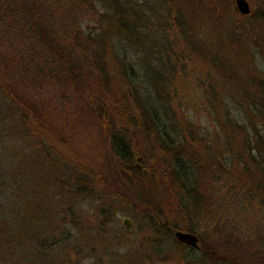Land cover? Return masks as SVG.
<instances>
[{
    "label": "trees",
    "instance_id": "obj_1",
    "mask_svg": "<svg viewBox=\"0 0 264 264\" xmlns=\"http://www.w3.org/2000/svg\"><path fill=\"white\" fill-rule=\"evenodd\" d=\"M165 1L169 2L165 12L174 13L176 37L205 35L209 43L202 49L208 50V60L221 75L233 78L234 84L224 89L233 104L216 92L210 82L213 76L205 87L207 98H216L211 111L216 115L215 128L222 133L218 143L223 141V147L218 153L215 145L193 135L195 130L184 115L176 122L179 116L175 114L169 123V129H178L180 135L173 139L166 133V125L135 81L130 62L121 47L114 45L124 39L134 46L143 36L119 0H0L3 42H16L10 48L6 42L0 46V94L6 100L5 111L13 113L15 138L21 141L20 145H9L5 138L0 142V264H81L84 259L78 255L85 244L108 243L102 235L109 219L101 208L100 220L80 222L76 207L94 191L103 193L112 185L118 187L114 195L119 200L126 204L138 200L152 218L146 228L151 237L143 252L127 254L118 264H140L142 257L150 260L162 252L153 246L165 249L167 243L173 254L183 250L200 253L197 261L187 260L188 264H264V240L240 242L230 232L217 241L203 237L211 202L220 207L213 189L220 177L225 187L220 198L226 211L234 203L240 210L235 216L249 221L248 213H256L257 207L264 209V67L259 69L254 60L255 53L264 61V2L242 16L230 8L229 0ZM87 11L89 17L96 15L95 32L84 33L80 26ZM184 23L188 28L182 27ZM15 30L26 33L25 44L21 41L18 46ZM178 47L179 57L185 50ZM193 47L188 46V51ZM220 47H227L228 53L218 56ZM236 53L241 54L240 61L249 60L245 74L239 73ZM149 67L148 63V82L159 89V82L151 83ZM48 83L65 93L67 103L71 99L81 103L78 109L85 110L106 140L114 177L98 175L94 164L92 168L71 167L61 150L55 149L53 138L59 139L64 123L46 111L37 96V89ZM163 114L172 117L166 110ZM132 135L140 136L145 145L137 149ZM63 139L66 142L67 137ZM192 167L202 171L201 180L184 174L185 168ZM197 185L200 192L195 190ZM186 199L196 206L187 208ZM199 200L201 215L193 223L189 214L197 211ZM225 210H218L220 225L230 224ZM200 222L203 230L197 231ZM214 228L212 234L219 231ZM175 229L196 233L198 249L177 242L172 234Z\"/></svg>",
    "mask_w": 264,
    "mask_h": 264
},
{
    "label": "rangeland",
    "instance_id": "obj_2",
    "mask_svg": "<svg viewBox=\"0 0 264 264\" xmlns=\"http://www.w3.org/2000/svg\"><path fill=\"white\" fill-rule=\"evenodd\" d=\"M119 1L126 9V17L136 19L134 21L135 25H137L136 29H139L143 36L139 44L136 42L132 43L134 46H129V43L124 39L119 40V43L115 41L114 45H116L117 48L121 47L119 50L124 55L126 61L130 62L133 68L135 81L140 86L143 96L146 97L148 102L154 105L157 110V118L166 125V133L169 134L171 138L175 137L177 134L180 135L178 129H176V131H171L169 129V123L171 122L170 119H174L175 114L179 116L176 117V122L177 118L181 119L180 115H184L195 130V134L193 135L197 136V138H205L204 142L207 144L215 145V150H217L218 153L220 148L223 147V141L220 145L218 143L222 140V133L220 134L218 128H215L217 124L215 120L216 115L211 111V105L216 98L208 99L207 97H209V94L208 91L205 92V87H207L208 80L213 76L214 80L210 82L216 85V92L221 94L228 103L233 104L229 100V96L224 92V89H227L229 84L233 85L234 83L231 75H221L220 72L217 71L215 65L212 64V61L208 60L211 56L208 54V50L203 51L202 45L204 47L206 42L209 43V39L205 38V35L203 37L197 36L196 38H190L188 36L176 37L175 26L173 25L174 21L171 19L174 13L169 10L165 12L167 11L166 4L168 5V1ZM171 1L173 2V0ZM229 1V6L232 8L233 2L232 0ZM246 1L249 5V13L253 9L258 10V6L264 2V0ZM174 5L177 6L179 4L174 1ZM96 8L98 12L103 10L101 2L96 3ZM89 13V11L85 12L80 22V26L84 33L96 31V15L89 17ZM186 26L187 23H184L182 27L186 28ZM14 33L17 34L16 40L18 41V46H20L21 41L25 44V41L28 40L26 33L23 31L15 30ZM3 37L4 34L1 32L0 27V46H4V42H6V46L10 48L11 43H16L13 39H11V43L7 41L3 42ZM160 44H163L166 48L162 49L158 47ZM195 44H197V46H195ZM179 45L184 47L185 52L179 54L178 57L176 49L179 48ZM191 45L196 48L193 47L192 51H188L189 49H187V47ZM225 52L228 53L227 47H220L216 51L218 56L225 55ZM235 58L238 59L237 68L240 75L242 73L245 74V66L249 60L244 59L240 61L239 59L243 58L241 54L239 55L237 53L235 54ZM254 60L259 69L264 67V61L258 54L254 53ZM177 62L180 65H178ZM148 63L151 66L149 68L152 70L151 79L153 78V80H151V83L159 82L161 85L159 89L154 90L152 85L148 82V75L150 74L146 71V65ZM171 64H176L177 66L173 68ZM250 64L253 65L252 63ZM229 74H234V76H236L234 72H230ZM241 80L240 78L239 81ZM238 86L239 85L236 84V89ZM232 89L231 92L233 91ZM236 94L239 97V92H236ZM37 96L42 100V103L45 104V110L47 111L48 109L50 113L64 123L59 139L57 137L53 138V145L56 150H61L69 159L71 162L70 166H90L92 168L94 164V171L98 173V175L105 176L106 179L114 177L112 176V171L107 161L106 140L104 136L98 132L95 125H93L85 110L78 109L81 103L77 102L76 99H71V103H67L65 93H63L58 86L56 87V84L53 85L48 83L43 88H38ZM0 108V142L5 138L8 140L9 145L14 142L20 145L21 141L15 138L16 132L11 128V115L13 113L5 111L7 104L4 96L1 94ZM164 110L172 117H165L163 114ZM70 112L75 113V115L70 117ZM116 127H119V125L116 124ZM48 136L47 134V137ZM64 136L67 137L66 142H64ZM209 136H212V138L209 139ZM125 139L127 140L126 136ZM131 140L134 144L137 143V149L145 145V141H141L138 135H132ZM200 162L204 163V158L201 157ZM201 172L202 171L199 172L192 167L189 169L185 168L184 174L188 178L201 180V177L204 176ZM208 173L209 172L206 173V176ZM207 178L209 179V177ZM223 182L221 177L213 182V189L217 192L216 196L220 207H215L210 201L212 207H209L211 212L208 214V225L206 224L204 229V239L206 240L208 237L210 240L217 241L219 238H222L226 232H230L232 235L237 236L240 242L245 241L246 243H252V241L260 242L264 240V209L257 207L256 213H254V210H252V213H248V218L250 217L249 221L235 216V213L240 210L239 206L234 203L232 205L229 203L227 208L230 210L226 211L225 205L222 207L223 200L220 198L225 190ZM115 188L118 187L112 185L111 188L103 191V193L102 191H94V194L87 196L88 198L84 199L80 204L78 203L79 205L76 207V214L80 222L83 220L96 221V218L100 220L102 218L99 213L102 210L101 208H103L109 219L102 235L104 240L106 242L108 241V243H90L91 246L85 244V247L82 248L81 253L78 255L80 258L84 259L81 261V264H118L116 261H120V259L127 254L132 255L135 254L136 251L139 254L142 253L144 250L143 247H146L144 243L151 237L146 228L152 223V218L144 212L145 206H142L140 202L135 199L133 202L129 200L127 204L122 202L114 195ZM195 190L200 192L199 185L196 186ZM77 196L79 199L80 195ZM185 203L187 208H194L196 206L190 199H186ZM201 207L202 203L199 200L197 211L189 214L193 223H198L196 221L200 218ZM221 209L225 210L226 215L224 217L229 219L230 224H225L224 222L223 225H220L221 221H218L217 213H219L218 210ZM122 217H127L130 220V228L126 229L121 225L120 219ZM173 217H175V215H173ZM202 227L203 224L201 225L200 222V228L199 230L197 229V231L203 230ZM214 227L219 228L220 233L218 231L212 234L214 233V229H216ZM170 246V243H167L165 249H161L156 245L153 246L154 249H158L162 252L156 256H151L152 258L150 260L143 259V257L140 258V264H188L189 260L197 261L200 257V253L195 250L192 252H186L184 250L180 252L175 251L173 254L169 250ZM91 248L92 251L89 252ZM250 251L252 252L253 250ZM73 258L76 257H72V259Z\"/></svg>",
    "mask_w": 264,
    "mask_h": 264
},
{
    "label": "water",
    "instance_id": "obj_3",
    "mask_svg": "<svg viewBox=\"0 0 264 264\" xmlns=\"http://www.w3.org/2000/svg\"><path fill=\"white\" fill-rule=\"evenodd\" d=\"M232 2H233L232 8L239 15L244 16L249 13V5L246 0H232ZM120 223L124 228L126 229L130 228V220L127 217H122L120 219ZM172 234L177 242L185 246H188L190 248L198 249L199 247L198 239L195 234L178 229H175Z\"/></svg>",
    "mask_w": 264,
    "mask_h": 264
}]
</instances>
